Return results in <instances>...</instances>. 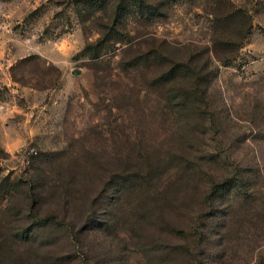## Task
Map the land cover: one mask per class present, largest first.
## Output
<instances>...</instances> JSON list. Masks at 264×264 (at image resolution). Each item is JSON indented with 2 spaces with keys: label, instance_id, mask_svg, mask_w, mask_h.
Returning <instances> with one entry per match:
<instances>
[{
  "label": "rangeland",
  "instance_id": "obj_1",
  "mask_svg": "<svg viewBox=\"0 0 264 264\" xmlns=\"http://www.w3.org/2000/svg\"><path fill=\"white\" fill-rule=\"evenodd\" d=\"M0 264H264V0H0Z\"/></svg>",
  "mask_w": 264,
  "mask_h": 264
}]
</instances>
